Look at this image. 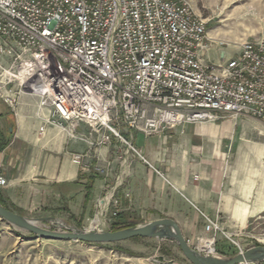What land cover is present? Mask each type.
<instances>
[{
    "label": "built area",
    "instance_id": "obj_1",
    "mask_svg": "<svg viewBox=\"0 0 264 264\" xmlns=\"http://www.w3.org/2000/svg\"><path fill=\"white\" fill-rule=\"evenodd\" d=\"M223 45L185 0H0V100L16 113L31 96L41 132L83 122L94 147L115 136L148 163L112 123L149 137L244 115L264 122V41L234 57ZM194 207L204 228L192 248L214 255L221 223Z\"/></svg>",
    "mask_w": 264,
    "mask_h": 264
},
{
    "label": "crops",
    "instance_id": "obj_2",
    "mask_svg": "<svg viewBox=\"0 0 264 264\" xmlns=\"http://www.w3.org/2000/svg\"><path fill=\"white\" fill-rule=\"evenodd\" d=\"M12 115L14 120L10 122ZM225 123L221 126L186 124L171 130L164 140L124 130V136L149 158L151 148H163L166 156L163 178L155 173L146 158L149 164L130 158L125 150L122 152L123 144L117 139L94 147L92 143L99 135L83 122L45 126L41 132L42 120L36 100L31 96L22 97L16 113L0 100V143L5 145L0 151V176L7 180V185L0 187L1 201L11 204L10 209L14 210L70 211L86 218L99 198L106 194V188L113 186L102 198L100 214L103 215L112 192L130 177L133 202L138 208L166 211L191 208L194 211L192 216H184L182 220L170 216L185 238L203 232V227H198L201 216L194 206L207 215L231 214L243 225L255 210H264V202L243 210L224 205L229 204V198L221 190L224 184L222 150L230 149L237 135L233 126ZM122 154L126 158H122ZM76 156L80 157V163L74 162ZM91 172L98 177L88 191ZM213 216L210 217L215 218Z\"/></svg>",
    "mask_w": 264,
    "mask_h": 264
},
{
    "label": "rangeland",
    "instance_id": "obj_3",
    "mask_svg": "<svg viewBox=\"0 0 264 264\" xmlns=\"http://www.w3.org/2000/svg\"><path fill=\"white\" fill-rule=\"evenodd\" d=\"M185 1L207 23L209 36L224 43L222 48L228 57L236 56L243 42L264 41V0ZM220 59L218 50L212 48L210 50V62L217 63ZM13 120L12 115L9 121L13 122ZM223 123L233 126L237 134L236 141L231 148L226 147L222 150L224 157L221 172L224 184L221 190L227 193L229 198V204L224 205L242 210L248 206L255 208L264 202V122L244 115L237 119H225L211 124L221 126ZM112 125L125 133L124 129L117 123L114 122ZM171 130L147 138L164 140L165 136L170 135ZM111 138L117 139L119 144H123L122 152L125 150L130 158L135 160L137 158L144 163L133 151L128 152V146L119 138L115 136H111ZM127 139L131 140L130 138ZM139 151L153 167H156L164 175L166 156L163 148H151V158L141 150ZM124 157L126 158L122 154V158ZM129 179L130 177L124 179L118 189L112 192V198L103 215L100 214L101 202L103 197L112 191L113 186L106 188L103 199L99 198L100 200L95 203L93 212L86 218L73 215L70 211L19 212L11 209L28 219L37 221V224L42 228L58 230L59 232H64L67 228L54 221H40L38 219L49 216L62 222L68 228L117 231L114 230L117 226H124L129 223L144 225L155 220L170 218V216L182 220L184 216L193 215L194 211L191 208H184L179 211L138 208L139 205H135L133 202V186ZM144 198L147 197L144 196ZM5 205L11 207V204L7 202ZM195 211L197 210L195 209ZM197 212L202 219L199 221L198 227L199 229L204 228L203 216L199 211ZM119 215H123V217ZM208 215L213 216L211 213ZM213 217L220 221L223 231L218 233L217 243L214 246L215 254L210 256L231 258L241 251L244 252L256 246H264V210H255L243 225L234 220L231 214L221 212V214ZM201 234L186 238L187 241H191L188 244L194 247ZM158 257H164L166 261H174L178 264H191L181 252L179 245L172 239L138 237L104 244L48 240L36 238L34 234L13 226L0 217V264H152L151 260ZM251 264H264V261Z\"/></svg>",
    "mask_w": 264,
    "mask_h": 264
},
{
    "label": "water",
    "instance_id": "obj_4",
    "mask_svg": "<svg viewBox=\"0 0 264 264\" xmlns=\"http://www.w3.org/2000/svg\"><path fill=\"white\" fill-rule=\"evenodd\" d=\"M221 54L223 58L224 51H222ZM0 217L11 225L34 234L36 238L48 240L104 244L122 242L138 237L172 239L179 245L181 252L191 264H246L264 261V246H256L244 252L241 251L239 254L231 258L201 254L188 244L179 225L170 218L155 220L144 225H136L134 227L124 228L117 231H109L107 229L95 230L93 228H68L65 224L52 217L38 219L40 221H54L58 225L67 228L65 229L66 231L59 232L58 230L42 228L37 224V221L28 219L2 205H0ZM151 262L152 264H178L174 261H166L164 257H158L151 260Z\"/></svg>",
    "mask_w": 264,
    "mask_h": 264
},
{
    "label": "trees",
    "instance_id": "obj_5",
    "mask_svg": "<svg viewBox=\"0 0 264 264\" xmlns=\"http://www.w3.org/2000/svg\"><path fill=\"white\" fill-rule=\"evenodd\" d=\"M5 147L4 144L0 143V151ZM97 174L91 172V174L88 176V185L86 186V189L89 191L90 189H92V186L95 182V180L97 179ZM0 205H2L3 207L10 209V207L8 205H5V203H3V201H1L0 198ZM19 212H21L20 210H17ZM120 217H123V215H119ZM125 218V217H124ZM137 223H129L128 225H124V226H117L114 230H119V229H123V228H128V227H133L135 226Z\"/></svg>",
    "mask_w": 264,
    "mask_h": 264
},
{
    "label": "bare ground",
    "instance_id": "obj_6",
    "mask_svg": "<svg viewBox=\"0 0 264 264\" xmlns=\"http://www.w3.org/2000/svg\"><path fill=\"white\" fill-rule=\"evenodd\" d=\"M102 219V218H101ZM103 226H105V225H103ZM103 228V227H102ZM202 247H205V249H207L208 251H213V246L211 245V243H204L203 245H202ZM246 264H251V263H246Z\"/></svg>",
    "mask_w": 264,
    "mask_h": 264
}]
</instances>
